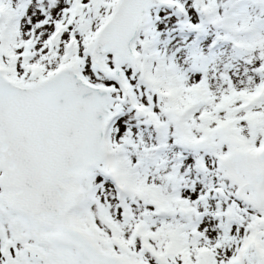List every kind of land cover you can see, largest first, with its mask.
<instances>
[{
  "label": "snow or ice",
  "instance_id": "snow-or-ice-1",
  "mask_svg": "<svg viewBox=\"0 0 264 264\" xmlns=\"http://www.w3.org/2000/svg\"><path fill=\"white\" fill-rule=\"evenodd\" d=\"M0 264H264V0H0Z\"/></svg>",
  "mask_w": 264,
  "mask_h": 264
}]
</instances>
